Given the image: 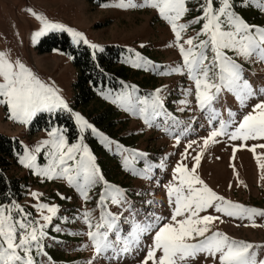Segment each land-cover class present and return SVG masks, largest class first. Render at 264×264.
I'll use <instances>...</instances> for the list:
<instances>
[{"label": "rangeland", "instance_id": "obj_1", "mask_svg": "<svg viewBox=\"0 0 264 264\" xmlns=\"http://www.w3.org/2000/svg\"><path fill=\"white\" fill-rule=\"evenodd\" d=\"M120 2L121 0H0V51L6 53L12 61L23 62L40 80L56 88L71 111L57 109L51 113H68L79 130L78 136L71 139L69 128L56 121L49 129L32 131L29 126L31 121L40 113L49 112L37 113L25 125L9 119L7 107L0 105V133L18 139L21 144V151L16 153L17 157L7 175L21 178L25 187L22 199L8 203L0 201V204L8 206L15 202L31 213L30 219L40 224L46 222L42 219L41 210L34 205L46 203L58 208L56 216L44 228L47 235L41 241L47 256L36 255L34 250L37 264H90V261L92 264H141L145 250L151 244V237L142 241L139 250L121 253L112 259L102 254L93 260L94 247L87 236L90 229L83 216L85 212H90L92 223L99 222L101 208L98 200L103 184L98 183L92 187L89 190L90 198L85 201L76 187L68 184L66 177L57 175L48 179L37 174L35 169L20 164L19 156L24 154L25 147L34 151L41 141L51 139L48 132L53 128L61 130L69 145L81 143L82 138V143L96 157V164L109 184L125 190L127 201L137 220L143 221L151 213L168 218L171 209L166 186L173 180L174 169L182 161L181 154L185 153L187 145L196 142L188 149V159L183 160V163L191 167V156L201 150L203 139L210 134L212 128L219 127L218 120L229 125L227 131L230 133L243 115L252 111V105L264 100V93L260 92L264 89V61L255 58L245 61L242 57H235L242 64L243 77L258 94L248 100L245 106L234 93H221L213 105L219 113L218 120L210 124L209 114L201 111L196 104L193 82L179 73L164 74L182 62L170 24L158 14L157 9L122 8L118 6ZM124 2L139 5L144 0ZM199 2L200 0H189L187 7L190 11L180 23H189L200 14ZM233 3V10L248 24L264 27V10L256 4L243 5L241 0H233ZM29 8L42 15L49 23L63 24L66 28L82 32L89 43H77L70 33L61 30H50L44 35L36 36L43 29L44 21L28 12ZM200 27V24H190L182 32L183 39L196 37ZM51 33H66L73 45L88 46L94 55L105 51L107 46L121 47L120 58L115 66L124 68L127 76L118 77V87L114 91L109 87L103 90L96 88V95L92 99L78 104L79 69L73 61V55L61 47L49 50L40 47L42 38ZM92 44L99 47L93 49ZM134 62L141 66L134 67ZM156 89H161L163 111L168 115H151L150 105ZM190 89L192 94H189ZM118 97L121 99H117ZM145 99L149 106L148 124L139 113V109L145 107L140 101ZM183 100L189 103H180ZM106 109L114 111L113 131L104 129L95 120V116ZM75 113L81 114L96 132L92 128L82 130L76 122ZM97 133H102L107 140L102 142L103 137ZM177 136L180 138L179 144L176 143ZM217 139L219 143H210L204 149L197 173L226 200L264 211V169L259 167V163H264V149L257 147L255 153L251 151L252 145L264 144V139L232 141L227 135ZM234 146L237 151L233 158ZM50 151L51 146L45 145L40 152L34 153L37 167H49ZM140 153H147V156H141ZM257 156H260L259 161ZM145 164L152 166L148 173L151 179L133 174L144 169ZM32 192L40 194L39 199L33 197ZM148 201L152 203L149 204ZM107 208L113 213L121 211L120 207L111 203L107 204ZM43 214L49 213L44 210ZM124 215L128 216L129 213L125 212ZM201 215L220 217V220L211 225V231L219 230L236 240L264 245V216L254 215L252 219L229 217L217 212L215 208H210ZM253 222L256 227L252 226ZM121 228V234L127 235L129 225L122 223ZM254 251L258 260H264V247ZM107 255L111 256L112 253ZM194 264H214V261L201 255Z\"/></svg>", "mask_w": 264, "mask_h": 264}, {"label": "snow or ice", "instance_id": "obj_2", "mask_svg": "<svg viewBox=\"0 0 264 264\" xmlns=\"http://www.w3.org/2000/svg\"><path fill=\"white\" fill-rule=\"evenodd\" d=\"M188 3L189 0H144L137 5L121 0L118 6L157 9L158 14L170 24L182 62L164 74L179 73L186 75L193 82L196 104L201 111L209 114L211 124L218 120L219 113L213 105L221 93H234L245 106L248 100L258 94L243 77L242 64L235 57H242L245 61L253 58L264 61V27L248 24L233 10V0H200V14L189 23H180L190 11ZM241 3L256 4L264 10V0H241ZM27 11L44 21L43 29L37 32L36 36L44 35L50 30H61L70 33L77 43H89L82 32L66 28L63 24L49 23L30 8ZM192 23L201 25L197 36L183 39L182 32ZM91 47L96 49L99 46L92 44ZM133 66L141 65L134 62ZM160 92L161 89H156L153 93L150 105L153 117L168 115L163 111ZM260 92L264 93V89ZM189 94H192L191 89ZM140 103L145 107H141L139 113L148 124V100ZM180 103L187 105L189 101L183 100ZM0 105L7 107L9 119L25 125L39 112L51 113L57 109L71 111L56 88L40 80L23 62L12 61L3 51H0ZM251 107L252 111L244 114L230 133L227 131L229 125L223 120H218L219 127L212 128L210 134L203 139L201 150L191 156V167L183 163V160L188 159V149L196 142L187 145L185 153L181 154L182 161L174 169L173 180L166 186L171 209L168 218L151 213L145 220H137L132 206L127 201L125 190L109 184L96 164V157L87 145L82 143V138L81 143L69 145L60 129L53 128L49 131L48 136L51 139L41 141L34 151L25 147L24 154L19 156V163L26 168L35 169L37 174H42L48 179L57 175L66 177L68 184L75 186L85 201L90 198L89 190L92 187L98 183L103 184V191L99 193L98 200V206L101 208L99 222L92 223L90 212H85L83 216L90 229L87 236L94 247L93 260L102 254L112 259L121 253L139 250L142 241L151 237V244L147 246L141 264H194L201 255L210 257L214 264H264V260H258L254 251L264 245L236 240L219 230L211 231V225L220 220V217L201 215L202 212L215 208L217 212L229 217L252 219L254 215L264 216V211L246 208L226 200L209 187L197 173L204 149L210 143H219L218 137L227 135L232 141L264 139V100ZM75 119L82 130L92 128L81 114L75 113ZM92 131L96 132V129L92 128ZM97 134L103 137L102 133ZM105 140L107 137H103L102 142ZM176 143H180L179 136L176 137ZM45 145H50L52 149L49 152L51 164L47 168H39L34 153L40 152ZM257 147L264 149V144L252 145L251 151L255 153ZM236 151L237 147L234 146L233 158ZM139 155L147 156V153ZM257 160H260V156H257ZM151 167L145 164L144 169L133 174L151 179L148 175ZM259 167L264 169V163H259ZM31 195L39 199L40 194L32 192ZM108 203L117 205L121 211L111 212L107 208ZM148 203L151 204L152 201ZM34 207L41 210L42 219L46 223L40 224L30 219L31 213L15 202L8 206L0 204V264H37L34 250L36 255L47 256L41 241L47 235L44 228L56 216L58 208L46 203H39ZM44 210L49 214L44 215ZM125 212L129 215L125 216ZM122 223L129 225L127 235L121 234ZM252 226L257 225L253 222ZM109 252L112 253L111 256L107 255Z\"/></svg>", "mask_w": 264, "mask_h": 264}, {"label": "trees", "instance_id": "obj_3", "mask_svg": "<svg viewBox=\"0 0 264 264\" xmlns=\"http://www.w3.org/2000/svg\"><path fill=\"white\" fill-rule=\"evenodd\" d=\"M99 2L105 0H97ZM40 47L43 50H49L53 47H61L70 52L74 57V63L79 69V80L77 87L78 104L85 103L92 99L96 93V88L103 90L109 87L114 91L118 87V77L127 76L124 68L116 67V62L120 58V49L118 46H107L103 52L94 55L88 46H75L71 43L66 33H51L42 38ZM114 111L106 109L97 114L95 120L97 124L104 129L113 131ZM63 123L69 128L70 138L75 139L79 130L74 119L66 112H57L55 114L40 113L30 123L32 131L49 129L55 122ZM21 151V144L18 139L0 133V201L3 203L22 199L25 195V187L21 178L7 175L13 161L16 159V153Z\"/></svg>", "mask_w": 264, "mask_h": 264}]
</instances>
